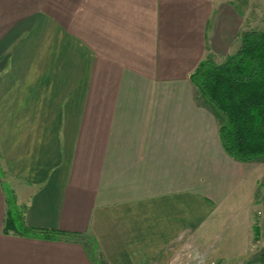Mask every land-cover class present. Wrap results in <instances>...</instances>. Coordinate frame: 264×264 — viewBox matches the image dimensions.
Masks as SVG:
<instances>
[{"label": "crops", "instance_id": "0c3cea01", "mask_svg": "<svg viewBox=\"0 0 264 264\" xmlns=\"http://www.w3.org/2000/svg\"><path fill=\"white\" fill-rule=\"evenodd\" d=\"M263 4L0 0V171L28 226L76 234L3 232L0 175V264H187L264 238V160L226 153L190 80Z\"/></svg>", "mask_w": 264, "mask_h": 264}, {"label": "trees", "instance_id": "16d2710c", "mask_svg": "<svg viewBox=\"0 0 264 264\" xmlns=\"http://www.w3.org/2000/svg\"><path fill=\"white\" fill-rule=\"evenodd\" d=\"M190 80L219 117L218 136L226 153L238 161L264 160V26L261 30L243 31L238 49L222 62L211 57L203 59ZM3 172L1 169V176ZM2 184L7 204L3 232L45 239L76 235L28 226L26 206L17 203L14 190L6 181ZM256 228L258 234V225ZM261 258L264 259V250ZM97 264L106 263L98 257Z\"/></svg>", "mask_w": 264, "mask_h": 264}, {"label": "rangeland", "instance_id": "374dc122", "mask_svg": "<svg viewBox=\"0 0 264 264\" xmlns=\"http://www.w3.org/2000/svg\"><path fill=\"white\" fill-rule=\"evenodd\" d=\"M262 8L264 9V4ZM256 20V28L261 30L264 22V13L257 16ZM5 177L3 175V181H6L12 187L11 182L7 180L9 178ZM250 216L251 224L256 220L264 228V212L262 210L255 206L251 210ZM252 235L251 232L249 237ZM244 244L245 251H229L227 247H218L219 245H212L210 251H193V261L187 264H264V259L261 258V253L264 249V238L259 239L257 242L249 238L248 242L245 241Z\"/></svg>", "mask_w": 264, "mask_h": 264}]
</instances>
